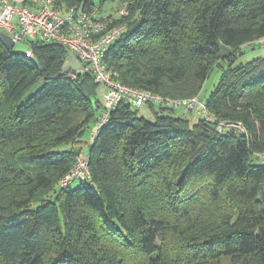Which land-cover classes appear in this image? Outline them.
<instances>
[{
  "label": "trees",
  "instance_id": "obj_1",
  "mask_svg": "<svg viewBox=\"0 0 264 264\" xmlns=\"http://www.w3.org/2000/svg\"><path fill=\"white\" fill-rule=\"evenodd\" d=\"M120 1L128 28L103 57L118 79L188 98L218 67L205 105L244 130L121 100L87 145L89 182L60 187L99 85L70 77L59 43L0 41V264H264V56L232 64L264 38V0Z\"/></svg>",
  "mask_w": 264,
  "mask_h": 264
},
{
  "label": "built area",
  "instance_id": "obj_2",
  "mask_svg": "<svg viewBox=\"0 0 264 264\" xmlns=\"http://www.w3.org/2000/svg\"><path fill=\"white\" fill-rule=\"evenodd\" d=\"M110 1L117 2V7L111 6L103 13L100 1L85 8L66 0H0V31L10 36L14 44L25 42L26 56H32L33 43H59L80 62L79 68H74L72 62L65 59L64 65L70 69V77L88 72L101 88L102 108L89 133L88 143L93 141L100 125L108 120L110 111L121 100L135 107L153 104L173 110L182 108L212 122L217 132L227 128L244 130L240 123L216 118L199 95L173 98L122 83L117 72L107 67L103 57L107 48L127 30L125 17L129 11L126 3ZM258 42L263 43L264 38ZM256 155L264 163V150ZM75 180H90L88 156L84 152H79L73 167L59 180L58 185L66 187Z\"/></svg>",
  "mask_w": 264,
  "mask_h": 264
},
{
  "label": "rangeland",
  "instance_id": "obj_3",
  "mask_svg": "<svg viewBox=\"0 0 264 264\" xmlns=\"http://www.w3.org/2000/svg\"><path fill=\"white\" fill-rule=\"evenodd\" d=\"M111 5L113 7H117V2H111ZM27 45L25 42H17L16 44H14L13 46V50L14 51H18V52H22L26 49ZM264 56V42L263 43H252V44H246L244 46H242L241 48V54H239L234 61L232 62L233 66L236 65H240V64H245L246 62L257 58V57H261ZM221 65H225V62H221ZM220 73L221 70L218 67H214L209 76L205 79L203 86L200 90L199 96L202 100H204L208 94L214 89V87L217 85L219 78H220ZM35 90V87H33L31 90H29L28 94L33 93ZM96 97L101 101L102 100V92H101V88L98 87L97 93H96ZM184 111L182 110V108H176L174 109V115H180L182 114ZM139 113L140 114H144L147 118H152V113L150 112V110L148 109V107L142 106L139 107ZM90 133V132H89ZM88 132L86 131V133L81 136L80 139V143H79V147L80 152H84L85 154H87V145H88ZM79 184L78 180H75L71 183L72 187H75ZM223 262H227V260H223Z\"/></svg>",
  "mask_w": 264,
  "mask_h": 264
},
{
  "label": "water",
  "instance_id": "obj_4",
  "mask_svg": "<svg viewBox=\"0 0 264 264\" xmlns=\"http://www.w3.org/2000/svg\"><path fill=\"white\" fill-rule=\"evenodd\" d=\"M0 41L10 50L13 49L14 43L11 39L10 36H8L6 33L0 31ZM66 59L71 61L73 64L74 68H79L80 66V62L79 60L75 57V55L73 53H68L66 56ZM63 69L66 70V66H63Z\"/></svg>",
  "mask_w": 264,
  "mask_h": 264
},
{
  "label": "crops",
  "instance_id": "obj_5",
  "mask_svg": "<svg viewBox=\"0 0 264 264\" xmlns=\"http://www.w3.org/2000/svg\"><path fill=\"white\" fill-rule=\"evenodd\" d=\"M98 0H94V2H97ZM112 5H111V1L110 0H107V1H104L103 3H102V12L104 13V12H106L110 7H111ZM95 126V125H94ZM94 128V127H93ZM92 128V129H93Z\"/></svg>",
  "mask_w": 264,
  "mask_h": 264
}]
</instances>
